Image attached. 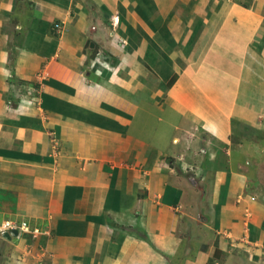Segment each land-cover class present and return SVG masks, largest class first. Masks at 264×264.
<instances>
[{
	"label": "crops",
	"instance_id": "crops-1",
	"mask_svg": "<svg viewBox=\"0 0 264 264\" xmlns=\"http://www.w3.org/2000/svg\"><path fill=\"white\" fill-rule=\"evenodd\" d=\"M110 34L127 39L117 64L92 59L84 73L88 39ZM190 166L204 191L186 192ZM193 195L212 223L188 238L178 205ZM246 203L257 238L264 0H0V220L47 231L5 239L0 264H170L175 249L205 264L215 245L233 264Z\"/></svg>",
	"mask_w": 264,
	"mask_h": 264
},
{
	"label": "rangeland",
	"instance_id": "rangeland-1",
	"mask_svg": "<svg viewBox=\"0 0 264 264\" xmlns=\"http://www.w3.org/2000/svg\"><path fill=\"white\" fill-rule=\"evenodd\" d=\"M56 23H59L60 29H57L55 27ZM56 23H54L53 29H55L57 31L56 33L62 34V32L64 31L63 23L62 22H56ZM119 23H120V16L117 13H116V15L114 14V16H112V18L108 22L109 25H113L114 27L117 26ZM19 37L21 38V34L17 33L16 38L19 39ZM110 37H111V39L107 42L108 44L104 43L103 39L99 38V37L88 39V41H87V43L83 49V52L86 53V59H85L86 67H84V73H87V71H88L87 69L89 67V62L92 61V59L96 63L101 61V63L106 64L105 66L107 68L109 66L108 64H110V63H112L113 65L117 64L116 58L114 56L116 54L114 52H112V49L113 48H120L121 50H124L125 46L127 45V39H119L120 37H118V36L113 37L112 34H110ZM42 75H44V73H42L41 76ZM125 76H127V75H125ZM24 84H25L24 87L22 85L17 84L18 88L20 89L19 92H22V95L27 93L29 88H30L28 83H24ZM34 88H36V90H37V87H34ZM24 90H26V92H23ZM33 90H35V89H33ZM20 104H22V101L20 102ZM32 104H34V103H32ZM235 129H236V131L233 133L234 136H238L237 131H241V133L243 135V132L245 130L244 128H241V127L239 129L238 128H235ZM51 136H52L53 143L57 145V138H56L55 133L52 132ZM240 144H241V146L239 145L238 153L242 154L247 150L248 146L245 145V142L240 143ZM247 154H248V157L251 156L250 152ZM253 155L254 154H252V156ZM258 158H260V156ZM182 168L184 171H186L185 175L189 177L188 179L190 180V182L193 183V184L190 183L189 187L187 186L186 192L189 193L191 190L194 189V187L198 190V192H202V190L205 189L206 186L203 187V184H202L201 187H196V186H194V182L195 181L197 182L198 179L200 180L203 177V174L205 173V171L201 170L202 168H200V167H193V166L182 167ZM178 169L179 168L176 167L177 172H178ZM195 171L196 172L200 171L199 178L197 180L190 179L191 177H195V175H194ZM201 171H203V172L201 173ZM242 197H244V195ZM251 197H252V199H256L255 195H251ZM205 199L206 198L193 195L192 198L188 199V201L184 200V202H182L181 204L178 205V212H181L180 217L182 218V220H181L182 233L185 232V231H183V228L185 227V225H187V224L190 225V227L186 230L189 234L188 238H190L192 236L197 237L199 235L200 229H201V228H199V226L202 227L204 224L211 225V223H212V221H210V222L208 221L209 215L207 214V203H205ZM206 201H210V200L207 199ZM236 202H237V205L243 204V203H240L241 201L238 202V200H236ZM244 205H246L245 208L249 207L248 203H246ZM191 207H193V208H191ZM245 210L247 212L246 218H248L247 219L248 226L246 227L247 232L243 233V230H242L241 237H238L237 239L235 238V241L233 240V244H231L232 246L230 245L232 248H236V252H235L236 255L233 258V264H237V263H234V261L238 260V259L241 260L243 257L246 260H248L249 261L248 263H250V264H264V236L261 237V235H260L261 233L262 234L264 233V224H263V228L262 229L260 228L261 233L258 232V230H257V233H259V234L256 233L257 238H255V236H253L255 234H253V228H252V222H253L252 214L254 216V213H253L251 207L246 208ZM9 220H13V219H9ZM13 221H16V222L27 221L32 226H38L41 228L40 224L36 223L33 220L27 219V218H23V219L18 218V219H14ZM237 221H239V220H237ZM3 222H4L3 220L2 221L0 220V226L2 225ZM177 228L178 227L174 228L175 230L173 232H171V234L169 235L170 237L175 238V237H177V235H179V231ZM224 228H225V226H224ZM250 228H252V229H250ZM201 231H202V229H201ZM225 231H226V229L220 231L221 234H219V237L226 238L227 234H224ZM214 232H216L215 229L213 230V232L210 235H208L207 239H208V241L210 240V243H211V238L214 237L213 236ZM28 235H31V234H28ZM225 235H226V237H225ZM258 235H259V237H258ZM17 236H13V238H15ZM38 236L39 235H37V236L31 235L30 237L31 238H38ZM232 238L233 237L228 236V239H230L231 241H232ZM5 239H7V238H5L4 235L1 234V232H0V252L5 251V247H6V242H5L6 240ZM167 244H168V242H167ZM165 246H166V243L164 244V247ZM215 246H216L215 250L212 252V257L207 262H205V264H224V262H225L224 260H227V258H223L224 260H222V257L224 256L222 253L227 251V247H223L222 245L221 246L215 245ZM174 248H175V246L173 247V249ZM177 251H178L177 249H175L173 251L172 261L170 264H185L186 262L197 260V254L196 253H191V251H188V254L182 255L181 253H178ZM0 258H1V260H3L2 257H0ZM218 260H220V261H218ZM242 261H243V259H242ZM17 264H23V259H18ZM32 264H44V263L42 262L41 259H39V261H37L36 263H32ZM243 264H246V263L243 262Z\"/></svg>",
	"mask_w": 264,
	"mask_h": 264
},
{
	"label": "built area",
	"instance_id": "built-area-1",
	"mask_svg": "<svg viewBox=\"0 0 264 264\" xmlns=\"http://www.w3.org/2000/svg\"><path fill=\"white\" fill-rule=\"evenodd\" d=\"M55 27L57 29H60L59 23H56ZM12 230H17L18 231V235L21 234V233H25V234H31L33 236H37V235H40L43 232L47 233L46 230H42L38 226H32L27 221L16 222V221H13V220H6L0 226V232L3 235L6 232H11Z\"/></svg>",
	"mask_w": 264,
	"mask_h": 264
},
{
	"label": "water",
	"instance_id": "water-1",
	"mask_svg": "<svg viewBox=\"0 0 264 264\" xmlns=\"http://www.w3.org/2000/svg\"><path fill=\"white\" fill-rule=\"evenodd\" d=\"M18 235V231L17 230H12L11 232H6L4 234V237L7 239H11L13 236H17Z\"/></svg>",
	"mask_w": 264,
	"mask_h": 264
}]
</instances>
